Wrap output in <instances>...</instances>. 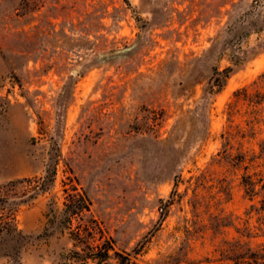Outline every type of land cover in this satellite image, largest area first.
I'll list each match as a JSON object with an SVG mask.
<instances>
[{"label": "rangeland", "instance_id": "rangeland-1", "mask_svg": "<svg viewBox=\"0 0 264 264\" xmlns=\"http://www.w3.org/2000/svg\"><path fill=\"white\" fill-rule=\"evenodd\" d=\"M263 74L264 0H0V264H264Z\"/></svg>", "mask_w": 264, "mask_h": 264}, {"label": "trees", "instance_id": "trees-1", "mask_svg": "<svg viewBox=\"0 0 264 264\" xmlns=\"http://www.w3.org/2000/svg\"><path fill=\"white\" fill-rule=\"evenodd\" d=\"M225 77L229 76L230 73V68L225 69L222 72ZM262 77L264 78V74L262 75ZM78 196V199L75 197ZM74 199L70 201V204L68 205V207H76L77 202L79 201H83L85 200V197L82 195H74L72 196ZM85 208V206H77V211H82ZM15 217L16 215L13 214V212L8 213L6 215H2L0 216V254L2 252V241H1V235L3 234H15V230L13 228V222L15 221ZM88 248L89 250L92 251V258L94 259H99L100 261H105L110 257V250H113V246L110 244H103V247L101 246L99 248V245H92V244H88ZM4 254H13V252H11L10 250L4 251ZM115 255H118L119 257H121V260L119 262V264H130L131 262V258L128 256H122L121 254H119L118 252H115Z\"/></svg>", "mask_w": 264, "mask_h": 264}]
</instances>
